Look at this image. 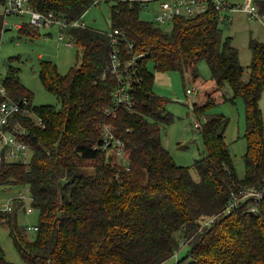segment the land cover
Listing matches in <instances>:
<instances>
[{
  "label": "trees",
  "instance_id": "16d2710c",
  "mask_svg": "<svg viewBox=\"0 0 264 264\" xmlns=\"http://www.w3.org/2000/svg\"><path fill=\"white\" fill-rule=\"evenodd\" d=\"M108 1V0H107ZM100 0H30L32 6L68 21L82 19ZM264 15V0H253ZM146 4V3H145ZM144 4V5H145ZM141 1L116 0L111 5L109 31L69 27L66 36L78 48L80 63L61 73L52 59L40 62L39 79L54 93L60 107L33 104V92L9 65L1 78L7 96L27 98L29 114L15 123L27 128L29 162L0 160V185H27L32 206L39 210L38 229L27 240L14 209H0L14 243L29 264H264V197L258 211L254 200L240 201L224 211L240 189L264 186V42L251 38L249 80L233 38L219 34L214 7L195 17H175L169 30L140 17ZM234 5V4H230ZM119 30L121 60L137 58L131 69V111L114 108L118 80L111 72L112 38ZM5 30L0 16V46ZM20 33L38 35L28 22ZM81 54V56L79 55ZM206 60L211 78L222 89L229 85L245 103L247 149L245 174L239 177L226 141L230 119L211 113L215 97L194 105L204 118L200 131L205 154L191 166L178 164L162 141V126L173 120L169 99L154 90L156 71L199 75ZM3 97H0V102ZM114 112L108 114L110 110ZM41 118L42 123H39ZM110 125L125 147L121 160L102 150L103 129ZM129 167V169H127ZM264 188V187H263ZM23 194V193H22ZM19 197V196H17ZM15 198L14 208L24 206ZM26 210V209H25ZM224 212V213H223ZM218 215L210 224L207 217ZM189 245L187 254L179 251ZM175 257L176 262L169 260ZM0 264H13L0 242Z\"/></svg>",
  "mask_w": 264,
  "mask_h": 264
},
{
  "label": "rangeland",
  "instance_id": "374dc122",
  "mask_svg": "<svg viewBox=\"0 0 264 264\" xmlns=\"http://www.w3.org/2000/svg\"><path fill=\"white\" fill-rule=\"evenodd\" d=\"M229 4L243 5L245 0H226ZM116 0H100L92 5L82 17L88 27L97 30L109 31L112 27L110 17L111 5ZM161 0L148 2L142 6L140 17L144 20L153 21L154 15L159 12ZM232 21L220 20L218 23L219 34L222 38L231 36L233 44L239 50L241 64L244 66L243 79L249 80L252 61V50L249 46L251 38L264 42V25L257 19L249 20L247 13L243 11L230 12ZM28 20L27 17L10 15L7 17L8 25L2 33L0 46V80L5 75L7 67L14 65L19 67V74L23 84L33 92V104H52L60 107L58 97L47 90L39 79L40 62L43 59H52L61 73H66L71 66L80 63L78 48L76 45H69V38L59 39L60 29L58 26H41L38 28V35L20 33L18 23ZM164 30H169L172 23L158 24ZM81 56V54H79ZM154 71V90L169 99L167 110L173 115L169 124L162 126L163 144L170 150L174 160L180 165L191 166L194 161L205 154V145L202 134L195 127V121L204 118L196 115L194 105H201L208 99L214 98L217 105L211 113H223L230 122L226 129V141L233 156L234 164L239 177L245 174L244 154L247 149V141L244 137L246 129L245 103L242 97L234 96L229 85L219 89L211 78V71L206 60L198 63L199 75L194 77L190 72L180 71H156L152 62L148 64ZM191 89V92H187ZM260 106L264 116V91L260 100ZM193 177L198 179V173L194 167L191 168ZM21 193L25 194L24 206L14 208L15 198ZM10 204L12 211L16 213L18 224L25 228L27 240H33L38 225L39 210L32 206L31 193L27 185H0V209ZM31 212H27V208ZM26 209V210H25ZM32 227V229H29ZM0 242L5 251L6 258L13 264L27 263L10 234L7 224L0 220ZM190 246L187 244L178 253V259L183 258ZM176 262L173 257L169 260ZM182 264H187L183 262Z\"/></svg>",
  "mask_w": 264,
  "mask_h": 264
},
{
  "label": "built area",
  "instance_id": "2783aa9c",
  "mask_svg": "<svg viewBox=\"0 0 264 264\" xmlns=\"http://www.w3.org/2000/svg\"><path fill=\"white\" fill-rule=\"evenodd\" d=\"M137 1V0H130ZM144 5L148 2L158 1V0H138ZM146 5V4H145ZM219 12L218 19L226 20L228 22L232 21V16L230 12L234 13L237 11H243L247 13L249 20L257 19L264 25V15H262L258 7L255 5L253 0H245L243 5H230L226 0H161L159 4V12L154 15V21L157 23H168L175 17H195L202 14L211 7ZM10 15H16L20 17H27L28 20L17 24L20 28L24 22L30 23L32 26H53L56 25L60 29L59 39L62 40L66 36V30L69 27H87L88 25L84 20L75 19L73 21H68L65 18H59L54 13L45 14L38 9L34 8L30 3V0H0V16L4 18V27L8 25L7 17ZM120 34L119 30L115 29L110 32L109 35L112 38L113 50L111 53V72L116 75L118 80V87L113 93L114 108H124L128 111L133 110L134 101L130 93V79H131V69H135L137 63V58L143 56L144 54H136L132 58L121 60L120 49L117 46L118 37ZM70 45L72 42L68 41ZM187 92H191L188 89ZM0 97L3 100L0 102V160L2 159V151L4 153V158L6 161H21L22 163L29 162V146L24 140V137L28 136V131L22 124L15 123L11 126L10 130L7 127L11 124L16 116H24L30 113L27 98L22 101H15L7 96L6 88L0 80ZM114 112L110 110L108 114ZM39 123H42L41 118H39ZM203 123L200 120L195 121V127L198 131H201ZM102 150L110 153H114L121 160L125 157V147L120 138H118L110 125H105L103 129V140L99 144ZM129 169V167L127 168ZM264 187V186H263ZM250 188V189H240L239 193L234 195L233 200L230 202L225 213H230L233 209L237 208L240 201H247L249 199L254 200V205L251 207L253 212L258 211L261 200L264 197V188ZM25 194H20L17 198H25ZM11 205L7 204L4 209H11ZM31 212L32 209L29 207L26 210ZM223 212V213H224ZM218 215L212 217H207L204 220V225L210 224L216 219ZM32 229V227H29ZM37 230L38 227L33 228ZM178 255H176L177 257Z\"/></svg>",
  "mask_w": 264,
  "mask_h": 264
},
{
  "label": "water",
  "instance_id": "95a60500",
  "mask_svg": "<svg viewBox=\"0 0 264 264\" xmlns=\"http://www.w3.org/2000/svg\"><path fill=\"white\" fill-rule=\"evenodd\" d=\"M260 187H262V185H260Z\"/></svg>",
  "mask_w": 264,
  "mask_h": 264
},
{
  "label": "crops",
  "instance_id": "0c3cea01",
  "mask_svg": "<svg viewBox=\"0 0 264 264\" xmlns=\"http://www.w3.org/2000/svg\"><path fill=\"white\" fill-rule=\"evenodd\" d=\"M67 44H69V43H67ZM70 45V44H69Z\"/></svg>",
  "mask_w": 264,
  "mask_h": 264
}]
</instances>
